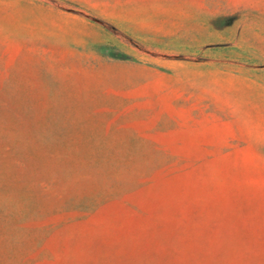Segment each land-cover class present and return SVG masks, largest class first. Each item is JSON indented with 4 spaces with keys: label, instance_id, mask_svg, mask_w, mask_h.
<instances>
[{
    "label": "rangeland",
    "instance_id": "374dc122",
    "mask_svg": "<svg viewBox=\"0 0 264 264\" xmlns=\"http://www.w3.org/2000/svg\"><path fill=\"white\" fill-rule=\"evenodd\" d=\"M0 264H264V0H0Z\"/></svg>",
    "mask_w": 264,
    "mask_h": 264
}]
</instances>
